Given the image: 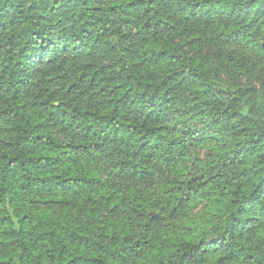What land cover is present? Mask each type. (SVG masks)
<instances>
[{"label":"clouds","instance_id":"9594fccd","mask_svg":"<svg viewBox=\"0 0 264 264\" xmlns=\"http://www.w3.org/2000/svg\"><path fill=\"white\" fill-rule=\"evenodd\" d=\"M0 264H264V0H0Z\"/></svg>","mask_w":264,"mask_h":264}]
</instances>
